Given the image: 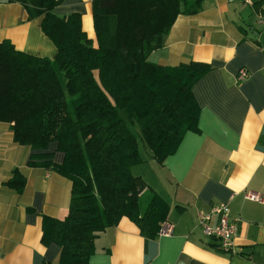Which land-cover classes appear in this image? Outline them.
<instances>
[{
    "label": "crops",
    "instance_id": "obj_1",
    "mask_svg": "<svg viewBox=\"0 0 264 264\" xmlns=\"http://www.w3.org/2000/svg\"><path fill=\"white\" fill-rule=\"evenodd\" d=\"M257 1L202 0L200 11L179 14L161 47L149 53L148 61L165 67L190 61L210 67L192 87L198 131H187L162 163L141 143L142 161L131 167L139 195L151 190L167 204L172 231L146 238L123 217L97 234L86 264H264V4L257 10ZM52 12L79 14L82 30L95 38L92 0H59ZM40 22L28 19L21 4L0 2V43L52 60L56 47ZM240 68L249 77L237 82ZM31 153L14 142L11 124L0 122V264L58 261L59 247L40 242L41 217L67 215L71 182L29 164ZM62 159L61 152L52 157ZM14 174L24 178L21 192L6 185ZM224 201L237 222L229 252L196 224L199 210Z\"/></svg>",
    "mask_w": 264,
    "mask_h": 264
},
{
    "label": "trees",
    "instance_id": "obj_2",
    "mask_svg": "<svg viewBox=\"0 0 264 264\" xmlns=\"http://www.w3.org/2000/svg\"><path fill=\"white\" fill-rule=\"evenodd\" d=\"M0 2L21 4L28 19L41 17L56 47L50 60L0 43V122L11 124L14 142L31 148L29 164L71 182L67 215L41 217V244L59 247L55 264H86L97 234L123 217L155 237L168 206L151 190L137 192L131 167L142 159L132 128L158 163L187 131H198L192 87L209 65L165 67L147 58L176 17L198 13L202 0H92L94 39L79 14L52 12L59 0ZM56 152L60 163L52 160ZM24 182L14 174L6 185L21 192Z\"/></svg>",
    "mask_w": 264,
    "mask_h": 264
},
{
    "label": "built area",
    "instance_id": "obj_3",
    "mask_svg": "<svg viewBox=\"0 0 264 264\" xmlns=\"http://www.w3.org/2000/svg\"><path fill=\"white\" fill-rule=\"evenodd\" d=\"M249 77L245 68H240L236 74V81L241 82ZM250 200H259L254 194L247 195ZM196 224L202 234L216 241L217 249L221 252L233 250L234 237L237 232V222L230 217L228 201L220 202L208 210H199L196 214ZM172 231V225L163 222L158 230L160 235H168Z\"/></svg>",
    "mask_w": 264,
    "mask_h": 264
},
{
    "label": "rangeland",
    "instance_id": "obj_4",
    "mask_svg": "<svg viewBox=\"0 0 264 264\" xmlns=\"http://www.w3.org/2000/svg\"><path fill=\"white\" fill-rule=\"evenodd\" d=\"M136 126H137V125H136ZM137 128H138V126H137ZM132 130H133L134 136H135V138L137 139L139 145H141V140H140V138H139V134H138L137 131H135V130H136V127L134 126V128H132ZM138 130H139V129H138ZM136 189H137V188H136ZM137 192H138V191H137ZM138 194H139V193H138ZM142 202H143V200L141 201V205H143Z\"/></svg>",
    "mask_w": 264,
    "mask_h": 264
}]
</instances>
